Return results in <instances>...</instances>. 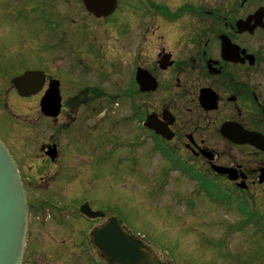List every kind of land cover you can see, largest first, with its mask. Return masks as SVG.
I'll return each mask as SVG.
<instances>
[{
  "label": "flooded vegetation",
  "instance_id": "af4514ba",
  "mask_svg": "<svg viewBox=\"0 0 264 264\" xmlns=\"http://www.w3.org/2000/svg\"><path fill=\"white\" fill-rule=\"evenodd\" d=\"M117 1L116 11L127 15L126 21H119L120 29L126 32L125 39L122 45L111 50L118 56L113 61L119 69L127 62L125 54L133 48L128 86H121L117 93L125 99L120 101L124 112L119 118L107 117L110 105L99 102L106 90L93 81L109 79L106 69L110 59L104 51L91 47L86 23L80 25L78 35H70L73 67L82 73L79 81L60 72V59L65 54L61 53L58 43L53 61L40 54L44 45H37L36 52H26L32 40L20 39L13 41L16 44H11L9 50L0 49V114L4 118L13 116L14 122L21 124L27 121L30 127H34L36 120L54 127V132L41 145L39 158L42 164L50 163L45 169L55 167L57 177L70 169L68 158L74 160V169L86 170L84 174L91 176L93 171L98 172L100 163L94 166V162L107 158L111 142L113 152L132 160L136 188L142 179L150 178L146 172L151 165L144 161L147 153L152 159L162 161L161 171L156 166V175L165 172L164 179L168 178L172 186H190L185 190L183 204L192 206L202 200L207 210L214 206L233 211L240 221L228 225L230 232L232 229L239 232L251 224L255 226L252 234L264 238V0ZM88 14V19L96 20L113 15L96 18ZM133 30L135 38L130 48L127 41ZM96 32L103 33L100 24ZM26 71L44 72L42 91L37 96H21L14 86L13 79ZM53 80L59 81L63 99L56 118L45 116L40 103ZM65 82L72 85L69 92L65 91ZM72 89L76 91L71 93ZM202 91H207L208 102H201ZM128 99L131 102L126 104ZM26 110H33L32 117L27 113L20 118L17 112ZM34 111L38 116L35 117ZM100 116H103L101 121ZM149 116L153 118L148 123ZM97 120L100 121L95 125L99 129L97 134L94 128L86 129L91 121ZM77 123L84 125L78 127ZM118 126L129 127L125 130L129 134L110 135ZM155 127H160L166 135ZM64 133L74 135L77 146L84 148L82 152L77 151L76 159L70 150L63 151L59 139ZM86 133L90 134L89 139ZM99 136L101 150H98ZM83 143H91L92 149ZM48 145L58 147L54 162L43 148ZM218 166L229 172L217 171ZM42 181L48 180L44 176ZM34 187L26 186L30 210L29 252L25 264H34L30 253L34 224L47 234L48 247L54 256L69 246L66 239L71 234L75 237L77 228L82 238V233H87L85 230L104 221L94 223L81 214V206L86 202L96 210L103 209L88 196L78 200L76 194L57 199L38 189L42 196L35 198L31 194ZM197 189H200L199 195H196ZM59 235L67 238L56 244L52 238ZM68 249L73 261L62 259L65 261L62 264H106L88 237ZM262 250L264 254V243ZM234 253L232 248H223L222 254L229 260ZM244 253L241 251L235 256L242 258Z\"/></svg>",
  "mask_w": 264,
  "mask_h": 264
},
{
  "label": "rangeland",
  "instance_id": "374dc122",
  "mask_svg": "<svg viewBox=\"0 0 264 264\" xmlns=\"http://www.w3.org/2000/svg\"><path fill=\"white\" fill-rule=\"evenodd\" d=\"M41 2H46L45 12L55 17V22L58 20L57 30H50L47 25L39 20V13L33 10L37 5L39 7ZM88 16L89 14L84 9L81 0H0V49L9 50L12 48L11 44H16L13 41L20 39L21 41L32 40L33 42H28L29 46L26 48V52L28 50L36 52L38 50L37 45H44L46 47L43 46V53L40 52V54L53 61L58 38L65 34V30L70 33L69 36L72 33L78 35L80 33L78 29H81L80 25L86 23V28L89 30L91 38V47L104 51L110 59L108 69H106L107 73L105 72L106 75H109V79H98L93 82L106 90L102 100H107L113 96V101L117 102L114 104L113 109L106 111L107 114L111 112L107 117L117 116L119 118L124 112L121 102H124L125 99L121 95L118 96L117 93L121 86H128V73L131 69L129 61L133 59L132 47L135 31H132V36L130 35L127 41L132 49L130 53L125 54L127 61L123 64L125 67L121 64L119 69L116 62L113 61L118 56L116 57V53L113 54L111 50L122 45L125 39L126 32L120 29L119 21H126L127 15H122L121 11H116L105 20L88 19ZM85 18L87 19L85 20ZM98 24L102 27L103 33L96 32ZM17 49H19V46ZM70 50L71 42L67 36V40L60 45L61 53L65 54L60 59V72H66L69 78L79 81V76H82V73L73 67V58ZM35 54L37 55V53ZM86 60L88 59L85 58ZM51 73L53 74L52 70ZM87 79L92 80L89 77ZM4 80L5 78L3 82ZM65 86V91L69 92V87H72V85L69 82H65ZM75 91V89H72L71 93ZM129 101L131 102L128 99L125 103L127 104ZM124 108H126V105ZM26 111L28 112L17 113L20 118H24L27 113L29 117H32L31 113L33 110ZM34 112L36 114L35 117L38 116V112ZM98 118L101 121L103 116ZM99 120L94 123L91 121L90 127H86V129L89 128L90 131L94 128L97 134L99 129L95 125L100 123ZM35 122L33 124L34 127H30L31 125L27 121L28 126L26 123L13 122L9 115L4 118L0 114V138L18 158L23 177L33 179V181H26V186H35V191L31 192L33 197L41 198L42 195L39 194V191H36L38 189L47 191V194L53 195L57 199L71 198V195L76 194L78 200L88 196L101 208L110 207L115 212H118L121 219L129 227L135 228L146 240L168 252L176 262L175 264H264V254H262L264 238L257 233L252 234L255 229L254 225L250 224L244 229L237 230L239 232L236 233L235 229L230 232L228 225L240 221L236 218V214L233 211L226 212L221 207L214 206L212 208L208 207L207 210V206L202 200H197L198 202L192 206L181 204V199H177V193H180L181 190L177 192V187L172 186L171 183L164 186H153V181L146 185L144 179H142L141 185L132 189L131 178L127 177V170L132 169L133 166L128 160L120 163V154L117 151L111 153L108 158L94 162V166L100 163L99 174H97L103 177V179L99 180L98 186H93V183L86 180L89 177L88 174H90L85 175L84 173H87L86 170L78 171L74 169V160L71 158L67 159L70 169L60 177H57L55 167L51 165L50 168L45 169L44 166L49 167L50 163L42 164L41 158H39L41 145L54 132V128L43 121L39 123L36 120ZM77 125L79 127L84 124L77 123ZM125 130H129V127L121 128L118 126L110 135L113 133L116 136L121 132V135L127 136L129 133L125 132ZM86 136L89 139L90 134L86 133ZM59 142L62 144L63 151L70 150V154L75 159L77 158V151L82 152L81 150H84V148L81 149L77 146L76 138L71 134L63 135ZM101 142L102 137L99 136L98 150H101ZM83 144L89 145L90 149H92L91 143ZM109 147H113L111 142L108 143V151ZM93 150L95 149L93 148ZM153 160L155 164H151L148 170L152 177L162 163L158 158H153ZM81 163L85 162L81 161ZM157 164L158 169L156 168ZM112 174L115 176L114 184L110 180L109 182L105 181V177ZM44 176L48 181H42ZM134 180L137 182L135 177ZM89 186L91 187L90 189H88ZM182 187L184 190L188 186ZM156 188L160 189L156 191ZM84 189H88V192L81 195ZM171 205H173L171 209L167 208ZM194 206L196 207L193 208ZM200 213L204 215L199 216ZM39 227L38 224H34L35 232L33 231L31 237L33 246L30 248L32 250L30 253L34 264H62L65 262L62 259H71L73 261V255L68 247L72 246L73 243L80 245V228H77L78 234L75 237L72 234L71 238L61 237V234L56 238H52L56 239V244H60L67 238L66 241L69 244L67 248L59 250L58 255L52 256L48 247L49 239L46 238L47 234L43 229H40L42 227ZM227 241L232 250L235 251V255L241 251L245 252L242 258H237L233 255L232 259L229 260V257L223 256L220 250L226 246ZM252 249L253 251H251ZM80 262L84 263L83 259Z\"/></svg>",
  "mask_w": 264,
  "mask_h": 264
},
{
  "label": "water",
  "instance_id": "95a60500",
  "mask_svg": "<svg viewBox=\"0 0 264 264\" xmlns=\"http://www.w3.org/2000/svg\"><path fill=\"white\" fill-rule=\"evenodd\" d=\"M83 2L97 17L111 14L117 6L116 0H83ZM31 77H33L32 73H28L14 80L16 86L24 90L20 91L21 93L28 90L27 82ZM51 90L47 98L52 97V99L45 100L44 103L55 104L59 99L55 97L58 96L57 90L54 88ZM43 112L55 115L58 113V107L54 110L46 108ZM218 170L222 169L218 168ZM82 211L90 216L98 215L92 213L87 206H84ZM27 226L28 207L21 179L13 159L0 143V264H22ZM91 236L92 243L105 255L109 264H168L155 255L143 241L126 233L122 229V221L117 217L110 218L103 227H96Z\"/></svg>",
  "mask_w": 264,
  "mask_h": 264
},
{
  "label": "bare ground",
  "instance_id": "6f19581e",
  "mask_svg": "<svg viewBox=\"0 0 264 264\" xmlns=\"http://www.w3.org/2000/svg\"><path fill=\"white\" fill-rule=\"evenodd\" d=\"M61 42V39H59L58 40V44ZM26 74H28V73H26ZM26 74H21L20 76H17V78H21V77H23V76H25ZM42 87H43V85H42V83L41 82H36L35 83V86L31 89V91H26L25 93H21L20 91H24L23 89H21V88H18L17 86H16V89H17V91L19 92V94L21 95V96H24V95H26L28 92H34V94L37 96L41 91H42ZM55 89V90H57V94H58V96L56 95L55 97H56V99H58L57 100V102L54 104V103H51V102H45L44 103V101L45 100H50V99H52V97L51 98H47L48 96H49V94H50V92L52 91L51 89H53V88ZM20 89V90H19ZM105 95H103L100 99H99V102H103V103H107V104H109L110 106H109V109H113L114 108V106H113V104H114V98H112V97H109L107 100L106 99H103L102 100V98L104 97ZM202 98H203V100H204V102H208L207 101V99L205 98V96L202 94ZM62 102H63V99H62V95H61V91H60V84H59V81H55V80H53L52 81V83L49 85V87H48V89L46 90V92H45V94L41 97V99H40V103H41V105H42V108L45 110L46 108H48V109H51V110H54V108H57L58 107V115L60 114V112H61V108H62ZM43 104L45 105V106H43ZM108 109V110H109ZM49 111V110H48ZM111 113V112H110ZM83 115V114H82ZM29 116V115H28ZM153 117L152 116H149L148 117V123L150 122V120L152 119ZM148 123L146 122L145 123V125H148ZM155 129L159 132V133H161V134H163V135H166V132L164 131V132H162V129H160V127H155ZM44 148V150L46 149V153L47 154H49V155H52V153L54 152V146L53 145H48V146H46V147H43ZM112 152H110L109 151V154L107 155V158L109 157V155L111 154ZM126 160H128V159H126V156H124L123 154H120V159H119V162L121 163V162H124V161H126ZM144 161L146 162V163H148V164H155V161L146 153L145 154V156H144ZM161 166V165H160ZM219 167V166H218ZM159 170L161 171V168H159ZM165 170V169H164ZM229 170V169H228ZM94 172V173H93ZM92 173V175H91V183H93V186H98V182H100V181H97L98 180V178H101V179H103V177L100 175H98L99 173L98 172H96V171H93ZM98 173V174H97ZM145 173V172H144ZM147 174H150L148 171L146 172ZM93 176V177H92ZM127 177L128 178H131V182H130V184L132 185V189H135L136 188V186H138L137 184H136V182H135V180H134V177H133V175H132V170L130 169V170H127ZM149 177L150 178H148V177H146L145 178V181H144V183H146V185H148V183L150 182V181H153V186H163V183H166V182H169V180H168V178H167V180H165L164 179V177H165V172H160V174H158V175H156V172H155V174H154V176L152 177V176H150L149 175ZM109 180H110V182L111 183H115V176H114V174H112V175H108L107 177H105V181L106 182H109ZM134 180V181H133ZM170 183V182H169ZM183 186H185V184L183 185ZM177 188H176V191L177 192H179L180 190H181V192L180 193H177V198H180V199H185L186 197L184 196V194H185V190L189 187H187V188H185L184 190H183V187L182 186H176ZM181 188V189H180ZM190 188V187H189ZM199 195L200 194V189H197L196 190V195ZM189 196H191V195H189ZM188 197V196H187ZM113 210V211H112ZM112 211V212H111ZM114 217H117L118 219H119V214H118V212H115L114 211V209H111L110 207L108 208V219H107V222H108V220L110 219V218H114ZM107 224V223H106ZM122 229L126 232V233H128V234H130L131 236H133L134 238H136V239H139V240H141V241H143L146 245H148L150 248L151 247H154L157 251H159V252H161V253H163V254H168V252H166L165 250H162V249H160L158 246H156L155 244H152V242H150V241H148V240H146L145 239V237L139 232V231H137L135 228H131V227H129L126 223H122ZM87 233H82V240L84 241V239L86 238V237H88V240H89V243L93 246L94 244L92 243V241H91V239H93L92 238V236H91V233H92V231H93V228L91 229V231L90 232H88V229L87 230H85ZM84 231V232H85ZM154 252V251H153ZM99 254H100V256H101V258L103 259V261L106 263V264H109L108 262H107V260H106V258H105V255L101 252V251H99ZM176 263V262H175Z\"/></svg>",
  "mask_w": 264,
  "mask_h": 264
}]
</instances>
